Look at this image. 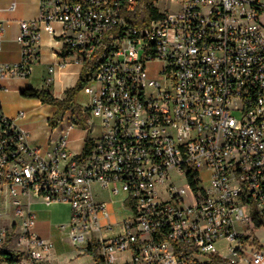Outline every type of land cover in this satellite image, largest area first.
<instances>
[{
    "label": "built area",
    "instance_id": "built-area-1",
    "mask_svg": "<svg viewBox=\"0 0 264 264\" xmlns=\"http://www.w3.org/2000/svg\"><path fill=\"white\" fill-rule=\"evenodd\" d=\"M179 2L145 28L126 20L141 0H38L37 18L18 23L20 59L0 63V95L4 81L29 78L46 34L60 67H96L82 108L101 134L84 158L70 154L69 113L41 150L17 123L24 113L10 119L0 102V202L17 220L0 228V248L9 239L17 264L54 250L34 231L30 195L67 204L58 232L81 255L95 244L102 264H264L253 238L264 219V0Z\"/></svg>",
    "mask_w": 264,
    "mask_h": 264
},
{
    "label": "crops",
    "instance_id": "crops-1",
    "mask_svg": "<svg viewBox=\"0 0 264 264\" xmlns=\"http://www.w3.org/2000/svg\"><path fill=\"white\" fill-rule=\"evenodd\" d=\"M9 6L10 5L2 7L0 4V23L3 29V37L0 43V63L11 64L17 63L20 59V48L16 42V37L19 32L18 23L20 21H30L37 18L38 0L35 2V14L25 20L13 17V12L8 11ZM54 28L57 33H60V27L58 25H55ZM60 48L61 45L58 39H52L46 34H43L39 58L37 63L32 66L29 78L7 80L2 83L3 91L0 95L1 111L6 117L16 119L19 112H51V114L45 118L47 125V120L54 115L55 109L47 105H42L35 100L24 99L20 94L27 89L45 90L56 99L62 100L65 97V93L76 86L82 68L72 63L60 67ZM50 68L53 69L51 74L48 72ZM49 79H51V81H49ZM77 106L82 112H86L81 106ZM17 123L27 133L30 143L41 150H47L50 140H55L57 133L63 129L57 128L51 130L47 125L49 132L46 133L45 138H42L39 134L33 133L31 129L32 121L26 118V113H24V118L18 120ZM87 138L89 137L86 130L82 129L81 132H78V128H75L69 136V153L72 155H79L83 151L84 143ZM76 144H78L80 148L78 153L75 149ZM96 192L99 201L109 203V199L106 195L99 194L97 188ZM23 203L26 206V210L32 212L36 218L35 233L40 238L48 240L54 245L51 258L44 264H81L82 262V264H93V259L85 254L76 257L72 251L64 253L63 240L59 239L54 232L55 230L58 231V227L61 226V224L65 225L69 222L70 208L67 204H47L35 195H30L25 198ZM2 209H4V205L0 202V221L8 219L3 227H9L17 222L9 209H5V212H3Z\"/></svg>",
    "mask_w": 264,
    "mask_h": 264
},
{
    "label": "trees",
    "instance_id": "trees-1",
    "mask_svg": "<svg viewBox=\"0 0 264 264\" xmlns=\"http://www.w3.org/2000/svg\"><path fill=\"white\" fill-rule=\"evenodd\" d=\"M156 0H141L140 7L133 15L126 18L127 22L137 28H145L152 20L160 18L158 10L155 8ZM97 72L96 67L86 64L81 71L76 86L65 93L62 100L56 99L52 94L45 90L27 89L21 92V97L28 100H35L42 105H47L55 109L54 115L47 120V125L51 130L58 128L64 117L70 113L73 117V123L85 125L86 116L75 104V97L91 80L92 76ZM91 149V141L86 139L83 147L82 158H84ZM259 229L264 226V219L256 222ZM9 239L4 246L0 248V261L5 264H17L24 254L8 250ZM90 256L96 264H102V260L97 257V246L90 244L84 252ZM210 264H230L227 260L218 256H210Z\"/></svg>",
    "mask_w": 264,
    "mask_h": 264
},
{
    "label": "rangeland",
    "instance_id": "rangeland-1",
    "mask_svg": "<svg viewBox=\"0 0 264 264\" xmlns=\"http://www.w3.org/2000/svg\"><path fill=\"white\" fill-rule=\"evenodd\" d=\"M35 2L36 0H0V4L2 7H6L10 5L11 3H15L16 10L13 12V17H16L17 19L25 20L26 18L32 16L35 14ZM156 9L163 14H177L180 10V2L179 0H158L155 4ZM161 69L160 63H154L151 66H149L148 71L151 76H156L157 72ZM88 97L84 95L82 90L78 92L77 97L75 99V104L79 105L81 107H84L87 103ZM26 113V118L30 121H32V130L33 133L39 134L42 138H45L46 133L49 132L45 118L48 117L51 112H24ZM69 114V113H68ZM85 125L81 126L80 123H76V128H78V132H81V130H87V135L89 138L97 139L101 134V126L100 122L97 119L90 118L86 114ZM68 118V115L65 116L64 121L58 128H64L67 124L66 120ZM75 149L77 153L80 151V148L78 144L75 145ZM179 185H182L180 183ZM6 220L0 221V228H7L3 227L4 223H6ZM64 225V224H61ZM56 236L63 240V251L64 253H68L69 251H72L73 254L76 255V257L81 256L80 249L82 247L80 246H73L66 235L60 234L57 230L54 231ZM253 238L257 246L264 247V226L260 227L259 229H255L253 233ZM8 250H13V246L8 245ZM217 251L225 256L226 255V243L220 242L216 245ZM83 263V262H82ZM81 263V264H82Z\"/></svg>",
    "mask_w": 264,
    "mask_h": 264
}]
</instances>
